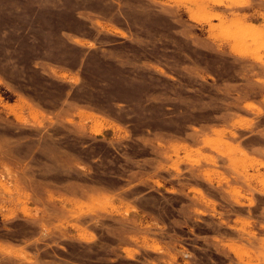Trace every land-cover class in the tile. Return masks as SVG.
Segmentation results:
<instances>
[{"label": "rangeland", "instance_id": "374dc122", "mask_svg": "<svg viewBox=\"0 0 264 264\" xmlns=\"http://www.w3.org/2000/svg\"><path fill=\"white\" fill-rule=\"evenodd\" d=\"M0 264H264V0H0Z\"/></svg>", "mask_w": 264, "mask_h": 264}]
</instances>
